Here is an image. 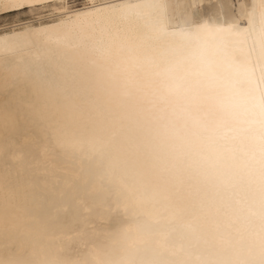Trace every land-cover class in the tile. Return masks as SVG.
Returning <instances> with one entry per match:
<instances>
[{"label":"bare ground","instance_id":"bare-ground-1","mask_svg":"<svg viewBox=\"0 0 264 264\" xmlns=\"http://www.w3.org/2000/svg\"><path fill=\"white\" fill-rule=\"evenodd\" d=\"M72 1L0 0V264H264V0Z\"/></svg>","mask_w":264,"mask_h":264},{"label":"rangeland","instance_id":"rangeland-1","mask_svg":"<svg viewBox=\"0 0 264 264\" xmlns=\"http://www.w3.org/2000/svg\"><path fill=\"white\" fill-rule=\"evenodd\" d=\"M87 4L86 0H73L72 3L70 4V7L71 8H78V7H82V6H85ZM24 13V14H23ZM23 15L19 14V16L23 19V21H34L36 22L37 19L39 18H43V17H46L47 15L50 14V8H47V9H43V10H40L39 12H36V13H29L28 11L25 13V11L22 12ZM11 17L7 16V17H0V27L7 24L9 21H11ZM25 19V20H24Z\"/></svg>","mask_w":264,"mask_h":264},{"label":"snow or ice","instance_id":"snow-or-ice-1","mask_svg":"<svg viewBox=\"0 0 264 264\" xmlns=\"http://www.w3.org/2000/svg\"><path fill=\"white\" fill-rule=\"evenodd\" d=\"M105 9L101 8L100 12H104ZM166 22L162 21L161 22V30H163V28L165 27ZM215 31L219 32V31H223V29L217 28L215 29ZM230 31V30H229ZM262 35H264V28H262ZM187 47H198L200 46V42L198 40H191L187 45ZM225 59L227 60H231L230 56H226ZM262 83H264V74H262L261 77ZM260 93H261V110H262V115H264V87L260 88Z\"/></svg>","mask_w":264,"mask_h":264}]
</instances>
